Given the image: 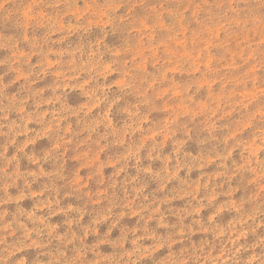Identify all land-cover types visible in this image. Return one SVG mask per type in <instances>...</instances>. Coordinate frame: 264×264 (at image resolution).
Returning <instances> with one entry per match:
<instances>
[{
	"label": "rangeland",
	"instance_id": "rangeland-1",
	"mask_svg": "<svg viewBox=\"0 0 264 264\" xmlns=\"http://www.w3.org/2000/svg\"><path fill=\"white\" fill-rule=\"evenodd\" d=\"M0 264H264V0H0Z\"/></svg>",
	"mask_w": 264,
	"mask_h": 264
}]
</instances>
